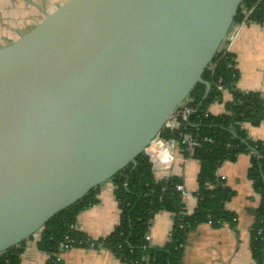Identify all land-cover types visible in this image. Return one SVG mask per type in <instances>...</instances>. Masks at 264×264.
<instances>
[{"label":"water","instance_id":"95a60500","mask_svg":"<svg viewBox=\"0 0 264 264\" xmlns=\"http://www.w3.org/2000/svg\"><path fill=\"white\" fill-rule=\"evenodd\" d=\"M241 2L67 0L0 46V254L136 167L197 83L208 95Z\"/></svg>","mask_w":264,"mask_h":264},{"label":"trees","instance_id":"16d2710c","mask_svg":"<svg viewBox=\"0 0 264 264\" xmlns=\"http://www.w3.org/2000/svg\"><path fill=\"white\" fill-rule=\"evenodd\" d=\"M248 12L250 14L246 17ZM244 21L264 24V0H242L235 23ZM213 65V70L207 68L203 74V79L211 83V90L205 97L206 85L201 82L195 85L188 100L194 112L188 124L180 126L173 133L180 141V152L186 147L180 134L189 132L199 142L189 156L200 162L196 209L188 212L184 194L177 189L178 184H183V179L176 175L158 179L145 153L137 158L136 167L130 164L113 178L116 185L114 193L120 208L119 223L106 237L94 240L97 247L109 248L127 264H184V248L178 246L185 244L188 233L197 224L213 220L215 226L224 223L235 226L236 214L226 208L234 191L218 177L217 169L223 162L236 161L244 153L250 155L248 176L261 197L252 225V255L258 264H264V140L250 138L243 128L246 122L257 126L264 121V97L259 92L237 88L239 70L234 53L217 54ZM219 79H222L232 99L226 103L225 112L216 114L209 109L223 100L224 92L214 84ZM228 127L236 129L238 138L225 129ZM161 135L171 136L169 130H162ZM99 189L100 186L92 189L83 199L46 223L38 241L42 251L55 248L66 235L77 240L89 237L76 227L77 219L80 212L98 203ZM161 211L174 214L175 223L171 242L157 247L152 246L146 236L154 217ZM25 243L0 254V264H21Z\"/></svg>","mask_w":264,"mask_h":264},{"label":"crops","instance_id":"0c3cea01","mask_svg":"<svg viewBox=\"0 0 264 264\" xmlns=\"http://www.w3.org/2000/svg\"><path fill=\"white\" fill-rule=\"evenodd\" d=\"M67 0H0V46L13 42L35 27L45 16ZM229 51L234 53L239 78L236 86L242 91L259 92L264 97V24L242 22L237 24L227 40ZM223 100L210 107L213 113L226 111V103L232 99L227 90ZM243 128L254 140H264V121L260 125L244 123ZM177 167L173 166L175 163ZM167 170H158V179L176 175L183 179L186 193L184 202L192 213L198 203V174L200 162L193 157L176 155ZM251 158L241 154L236 161H225L217 169L226 186L234 191L226 208L236 214V224L215 226L209 222L197 224L187 235L184 264H258L252 255V225L255 210L261 197L248 176ZM173 168V169H172ZM116 185L112 180L103 183L98 193V203L78 215L76 227L93 239L104 238L119 223L120 208L115 196ZM174 214L161 211L156 214L150 227V244L164 247L170 243ZM26 240L21 264H48L47 252L38 246L40 233ZM66 264H127L103 247L75 246L65 258Z\"/></svg>","mask_w":264,"mask_h":264},{"label":"built area","instance_id":"2783aa9c","mask_svg":"<svg viewBox=\"0 0 264 264\" xmlns=\"http://www.w3.org/2000/svg\"><path fill=\"white\" fill-rule=\"evenodd\" d=\"M250 12L246 14V17H248ZM245 22V21H244ZM243 22V23H244ZM229 51V48L227 46V42L225 45L221 48L219 53H222L223 55ZM218 53V54H219ZM210 68L212 70L215 68V65H211ZM222 79H219L217 82H215V86L218 90L224 92L226 91L224 85L222 84ZM209 111H211L209 109ZM194 112V109L191 108V106L188 104V101L181 104L178 109L174 112L172 117L170 118V121L166 124L163 130H169L171 136L170 137H163L161 133L157 138H155L151 144L146 148L145 154L149 157L150 162L152 163V168L155 171L157 170H167L171 167V165L176 160V155L182 154L184 158H188L190 155L193 154L195 147L199 146V142L195 140L191 133H182L180 134L182 138V143L186 144V147L183 148V152L179 149V140L176 139V137L173 136V133L176 129H178L180 126L188 124V120L192 113ZM186 154V155H185ZM223 180V178H221ZM177 189L182 191L183 194L186 193L185 187L183 184H178ZM189 212V211H188ZM186 214V213H185ZM209 223H213V220H209ZM259 233H261V230H259ZM147 240L150 242V234L146 236ZM171 242V239H170ZM86 247V248H95L97 247V243L93 238L87 237L85 240L82 239H75L74 237H71L69 235H66L63 237L62 240H60L57 244V246L50 251L47 252L48 255V264H66L65 258L67 252L75 247ZM185 244H180L178 248H184ZM106 250H111L107 247H103Z\"/></svg>","mask_w":264,"mask_h":264},{"label":"rangeland","instance_id":"374dc122","mask_svg":"<svg viewBox=\"0 0 264 264\" xmlns=\"http://www.w3.org/2000/svg\"><path fill=\"white\" fill-rule=\"evenodd\" d=\"M173 166H175V167L178 166V164L176 163V161H175V163L173 164ZM172 169H173V168H172ZM158 173H159V171L157 170L156 174L158 175ZM36 236H38V235L36 234Z\"/></svg>","mask_w":264,"mask_h":264}]
</instances>
